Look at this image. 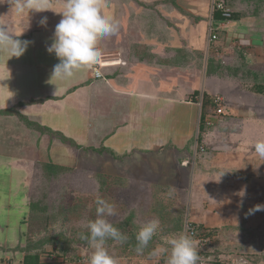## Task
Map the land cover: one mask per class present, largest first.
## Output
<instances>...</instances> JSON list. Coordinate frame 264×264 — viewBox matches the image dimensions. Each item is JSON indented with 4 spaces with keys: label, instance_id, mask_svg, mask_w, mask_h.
Instances as JSON below:
<instances>
[{
    "label": "rangeland",
    "instance_id": "374dc122",
    "mask_svg": "<svg viewBox=\"0 0 264 264\" xmlns=\"http://www.w3.org/2000/svg\"><path fill=\"white\" fill-rule=\"evenodd\" d=\"M175 1L101 4L111 13L112 3L114 15H125L121 20L131 15L137 20L140 13L163 46L145 51L146 62L155 69L176 65L173 89L190 90L191 97L197 91L224 99L225 114L202 132L206 143L197 153L209 165L203 162L195 172L190 165L187 175L174 167L169 180L181 191L129 184L121 176L122 159L106 153L100 158L88 155L83 162L67 156L71 166L50 169L48 144L65 136L41 130L31 119L28 126L16 113L0 114V168L9 170L5 159L15 164L10 188L4 186L10 178L0 174V259L6 244L11 253L18 245L36 249L41 264H87L93 248L82 236L89 234L87 222L97 218L99 196L114 207V215L105 218L128 236L123 244L106 241L117 264H164L151 253L168 246L186 223L200 234H195L198 264H264V210L249 214L254 206L264 205V158L254 150L264 140V93H255L253 87L264 86V0H228L234 20L225 27L214 22L219 35L215 43L208 42L213 16L209 0ZM242 188L243 198L237 195ZM30 202L36 205L34 212ZM151 219H158L160 228L143 253H137L136 234Z\"/></svg>",
    "mask_w": 264,
    "mask_h": 264
},
{
    "label": "crops",
    "instance_id": "0c3cea01",
    "mask_svg": "<svg viewBox=\"0 0 264 264\" xmlns=\"http://www.w3.org/2000/svg\"><path fill=\"white\" fill-rule=\"evenodd\" d=\"M104 1L99 0L100 3L107 0ZM48 2L47 11L18 15L13 0H0V26L15 38L31 42L19 58L8 59L0 53V111L21 105L19 114L64 135L79 147L52 140L47 148L48 163L69 167L67 156H76L83 162L88 155L100 158L105 154L83 149L104 148L122 159L121 176L129 184L181 191V186L172 178L169 180L174 167L187 175L190 165L193 172L203 162L209 165L207 157L197 154L206 143L205 136L197 141L202 123L201 94L191 100L190 90L173 89L172 84L178 81L176 65L155 69L146 62L145 51L163 48L155 39V31L147 30L139 12L137 20L131 19L133 15L130 20H121L125 15L117 12L114 15L112 3L113 12L102 7L101 12L117 18L118 31L101 38L98 47L104 54L117 55L120 63L102 71L104 79H95L86 68L66 80L51 78L59 60L46 48L62 18L59 13L64 10L65 0ZM43 17L47 18L45 26L39 23ZM8 160L5 159L9 170L0 168L4 171L0 174L10 178L4 183L5 188H10L15 166ZM1 250L4 254L0 264H22L20 252H9L6 244Z\"/></svg>",
    "mask_w": 264,
    "mask_h": 264
},
{
    "label": "clouds",
    "instance_id": "9594fccd",
    "mask_svg": "<svg viewBox=\"0 0 264 264\" xmlns=\"http://www.w3.org/2000/svg\"><path fill=\"white\" fill-rule=\"evenodd\" d=\"M13 5L18 15L49 10L48 0H13ZM101 7L99 0H65L64 10L59 13L62 18L55 27L51 44L46 48L49 54L54 53L59 60L53 67L51 78H72L79 70L89 68L100 61L102 52L98 47L99 40L113 36L118 31V22L103 14ZM39 23L45 26L47 18H41ZM15 37L5 27L0 26V53L6 54L8 59L22 56L31 43ZM254 150L264 158V140L257 141ZM237 195L243 198L246 188H242ZM96 205L97 218L87 222L89 234L82 236L93 248L87 264H117L105 247L106 241L112 239L123 244L128 240V236L105 218L114 215L112 204L98 196ZM262 210L264 205H256L249 210V214ZM159 228L160 221L151 219L139 229L135 237L137 253H143ZM167 245L157 246L151 255L163 258L164 264H198L199 241L187 230L174 234L167 241Z\"/></svg>",
    "mask_w": 264,
    "mask_h": 264
},
{
    "label": "trees",
    "instance_id": "16d2710c",
    "mask_svg": "<svg viewBox=\"0 0 264 264\" xmlns=\"http://www.w3.org/2000/svg\"><path fill=\"white\" fill-rule=\"evenodd\" d=\"M227 1L228 0H225V3H226V6H227ZM228 8V7H227ZM225 19L222 18L221 14L219 12H214L213 13V22H219V21H224ZM231 20H234V18L232 19V13H230V17L228 19H226L227 22H230ZM254 91L255 93H258V94H263L264 93V86L263 85H260V84H254ZM200 94L199 92L195 91L193 94H192V97L190 98L191 100H196V98H199ZM215 96V95H214ZM214 96H210V95H207V94H202L200 97H201V118H202V123L200 121V125H199V135H198V139L197 141L199 142L201 140V134L202 132L205 130V129H208L205 124H204V121H203V118H204V115L208 112V110L211 108V107H214V104H213V97ZM21 105H18V106H14L8 110H2L0 111V114H12V113H16L18 114V116H20L22 119H23V122L30 126L32 125V123L30 121L27 120V118L23 117V115L19 114L18 113V107H20ZM225 110V109H224ZM224 116V115H223ZM35 125V124H34ZM37 126V125H35ZM41 130H45L46 132H50V133H54L56 135H59V133H55V132H52L50 131L49 129H46L42 126H39L37 127ZM61 140L62 142H65V143H68V144H71L72 146L76 147V148H79L77 147L72 141H70L69 139L61 136ZM199 144V143H198ZM85 150L86 152H94V153H97V154H102V153H106V154H109L111 155L113 158L117 159L118 157H116L110 150H107V149H104V148H100V149H83ZM48 166L50 167V169H57V167H61V166H57V165H54L52 163H48ZM47 167V165H46ZM35 203H32L30 202V206H29V209L31 211L35 210ZM34 212V211H33ZM196 231V237L199 236L200 237V234L197 235V229H195ZM205 237L206 236H209V235H204ZM13 251L15 252H20V253H23V260H22V264H41L40 262V253L38 252H35L36 249L32 248V247H25V248H22L21 246H16L15 248L12 249ZM34 252V253H32ZM43 253V252H41Z\"/></svg>",
    "mask_w": 264,
    "mask_h": 264
},
{
    "label": "built area",
    "instance_id": "2783aa9c",
    "mask_svg": "<svg viewBox=\"0 0 264 264\" xmlns=\"http://www.w3.org/2000/svg\"><path fill=\"white\" fill-rule=\"evenodd\" d=\"M210 2V6L212 8V12H219L222 16L223 19H225L224 21H219V26H223L224 23H226V19H228L230 17V9L227 8L225 0H209ZM214 22H213V16L211 17V21L209 24V31H208V42L211 43H215L219 40V35H218V30L217 28L213 29ZM120 61L117 59V55H109V54H104L102 53V57L100 59V61L89 67L86 68L88 70V72H90L92 74V76L95 79H104V75L102 73V69L110 66V65H114V64H119ZM213 104L214 107H211L208 112L204 115L203 121L204 124L207 128H211L213 127V124L216 122L217 119H219L220 117H222L225 113H224V99L218 95H215L213 97ZM201 151H203V149H200ZM184 230H187V232L191 235H193V237L195 238V227L192 225V223H186L184 225Z\"/></svg>",
    "mask_w": 264,
    "mask_h": 264
}]
</instances>
